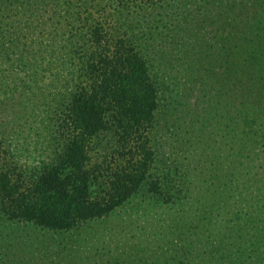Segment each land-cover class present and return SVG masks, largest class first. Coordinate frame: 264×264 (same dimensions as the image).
I'll return each mask as SVG.
<instances>
[{
  "label": "trees",
  "instance_id": "obj_1",
  "mask_svg": "<svg viewBox=\"0 0 264 264\" xmlns=\"http://www.w3.org/2000/svg\"><path fill=\"white\" fill-rule=\"evenodd\" d=\"M199 1L186 16L188 24L183 26L179 18L175 20L182 40L167 42L166 37L161 47L151 27L146 26L151 20L131 11L129 17H115L111 31L101 23L88 28L80 23L83 40L77 70L52 127L56 148L51 160L32 169L29 179L12 173L4 167L0 134V264H36L33 257L19 258L26 251L13 249L15 227L61 234L108 218L132 199L181 202L180 197L189 194L193 186L189 171H185L177 191L170 184L169 174L155 173L162 159L151 146V132L155 123L167 120L170 113V118L177 115L183 92L198 89L203 93L197 102L206 104L208 122L221 98L228 102V124L235 137L225 175L234 164L236 148L243 153L245 144L255 139L259 130L264 131V0ZM162 3L159 0L152 7L160 9ZM181 9L186 10V5ZM208 12H213L212 21L219 27L202 37L201 28L193 25L201 26L199 18ZM190 124L189 135L194 132L195 121ZM194 135L187 141L197 148L196 132ZM106 144L122 163L113 170L107 185H98L101 192L97 195L95 178L109 166L94 163L90 153L93 146L106 149ZM134 145L139 159L135 158ZM215 173L221 177L223 171L216 169ZM216 179L213 176L212 183H198L202 199L210 189L214 192ZM257 224L251 228L259 233ZM247 228L242 227V234ZM240 240V236H232L227 243L216 244L207 256L198 253V247L190 251L201 263L206 261L204 264H264V236L249 244ZM224 244L229 247L224 249ZM189 247L187 243L183 257L160 264H189ZM248 252L249 257L257 253L255 262L244 258ZM122 264L130 263L123 260Z\"/></svg>",
  "mask_w": 264,
  "mask_h": 264
},
{
  "label": "rangeland",
  "instance_id": "obj_2",
  "mask_svg": "<svg viewBox=\"0 0 264 264\" xmlns=\"http://www.w3.org/2000/svg\"><path fill=\"white\" fill-rule=\"evenodd\" d=\"M155 2L159 0H0V134L7 170L29 179L32 169L49 162L55 152L52 127L77 70L83 40L80 23L87 28L101 23L111 31L115 17H129L131 11L134 16L151 20L146 26L158 39V47L166 37L167 42L182 40L175 20L179 18L183 26L188 24L187 14L193 3L200 1L163 0L160 9L152 7ZM183 5L186 10L181 9ZM208 13L199 18L201 26L193 25L201 28L202 37L204 32H216L219 27L212 21L213 12ZM144 31L148 35V30ZM139 39L146 40L141 35ZM189 91L183 92L177 115L170 118V113L167 120L155 123L151 132V146L157 151L156 157L162 159L155 173L169 174L170 184L177 191L185 171H189L193 186L189 194L180 197L181 202L159 204L150 197L132 199L108 218L61 234L15 227L13 249L26 251L19 258L33 257L36 264H122L123 260L160 264L183 257L189 243V264H204L206 261L201 263L190 250L198 247V253L207 256L216 244L227 243L232 236L238 235L248 244L264 236V131L259 130L257 137L245 144L243 153L236 148L234 164L225 175V162L232 154L235 137L228 124L230 106L221 98L208 122L206 104L197 102L203 93ZM193 121L197 148L187 141L195 137L194 132H188ZM204 123L208 129L202 128ZM108 147L93 146L90 153L94 163L109 166L95 178L97 195L101 192L98 185H107L113 170L122 163ZM135 147V158L139 159ZM216 169L223 171L221 177ZM213 176L217 177L214 192L210 189L202 199L198 183H210ZM254 222L260 226L259 233L251 228ZM243 226L248 227L245 234L240 231ZM250 253L244 258L253 263L257 253L249 257Z\"/></svg>",
  "mask_w": 264,
  "mask_h": 264
}]
</instances>
